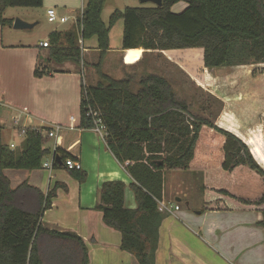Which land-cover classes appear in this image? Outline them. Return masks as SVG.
<instances>
[{
  "label": "trees",
  "instance_id": "16d2710c",
  "mask_svg": "<svg viewBox=\"0 0 264 264\" xmlns=\"http://www.w3.org/2000/svg\"><path fill=\"white\" fill-rule=\"evenodd\" d=\"M180 2L188 6L181 13H173L172 7ZM43 3L44 0H0V25L13 26L14 20L4 16L7 9L41 8ZM105 3L106 0H85L75 29L51 33L50 57L56 63L72 61L80 65V41L84 44L97 38L100 82L95 86L82 84L80 126L93 129L94 121L101 119L109 150L133 180L130 187L137 207H126L124 182L110 181L99 190L96 210L103 214L106 226L121 233L123 251L132 254L139 264H156L159 230L169 216L159 211V203L166 196L165 173L189 168L204 129L225 138V171L231 174L245 167L260 177L264 187V168L234 134L218 128L206 117L193 116L190 105L178 98L162 75L143 76L135 91L130 76L117 80L102 73L101 60L110 50V32L122 20V50H195L209 70L264 64V0H163L161 7L116 10L108 25L102 19ZM194 48H202L204 54ZM263 73L264 68L254 70L255 77ZM35 76H42L39 68ZM213 100L222 107L220 101ZM90 110L97 116H88ZM45 131L50 129L25 128L19 149L0 144V264H90L88 247L80 236L42 225L44 212L51 208L58 188L67 189L66 186L58 183L44 194L28 182L13 188L4 174L6 169L43 168L52 152L48 146L52 139ZM55 154L60 163L55 162L54 168H61L69 158L74 160L61 149H56ZM69 172L80 183L87 179L82 170ZM215 191L259 211L262 219L258 225L264 228V192L252 199L226 189Z\"/></svg>",
  "mask_w": 264,
  "mask_h": 264
},
{
  "label": "crops",
  "instance_id": "0c3cea01",
  "mask_svg": "<svg viewBox=\"0 0 264 264\" xmlns=\"http://www.w3.org/2000/svg\"><path fill=\"white\" fill-rule=\"evenodd\" d=\"M84 5L85 0H44L40 9L47 12V15L48 10L53 9L56 13H61V17L69 18L68 22L62 23L68 24L64 30L55 28L49 35L53 32L65 33L75 29ZM78 12L80 13L76 18L71 17ZM27 20L31 22L29 24L34 22ZM5 27L0 25L1 38H4L6 33ZM115 29H117L116 37L121 41L113 48L111 40ZM122 36L123 21L120 20L110 32V50L102 58L100 66L102 73L108 75L106 72L110 71L112 78L117 80L131 75L124 73L126 69L124 57L131 52L121 49ZM23 39L24 37H20L22 41L19 40L18 43L0 42L2 55L0 107L9 111H0V136L19 139L17 145L15 142L5 144L10 148L14 145L11 149L15 150L17 146L21 147L24 141L20 130L31 127L47 128L52 131L56 126H61L58 139H52L48 145L52 150L48 157L56 149L67 152L74 161L81 164L82 171L87 173V179L84 183H80L72 177L65 165L61 168L53 166L52 170L6 169L4 174L13 188L28 182L47 194L58 183L66 186L67 189L58 188L51 208L44 212L42 225L49 230L73 232L80 236L88 247L90 264H139L132 254L121 249V233L106 226L103 214L96 210L99 190L102 184L110 181H121L126 184L125 205L128 209H136L137 203L130 187L133 180L109 150L105 139L94 129L80 126L82 84L95 86L100 82L96 67L101 59L97 38L84 42L83 60L80 65L72 61L56 63L50 57V48L41 47V43L50 42L49 38L35 45H26ZM182 51L185 49L145 51V53L168 58V55H173L169 53H182ZM115 57H117L116 61ZM194 61L195 57H192V62L195 64ZM15 66L22 67L27 79L20 87L10 76ZM37 68L42 73L41 77L35 76ZM257 68L264 66L244 65L212 70L205 67L204 70L184 68L180 69L181 73L177 72L178 77L179 75L182 77L181 80H190L189 83L193 84L195 90H207L204 92L206 95L222 103L218 115L212 122L218 128L234 134L243 141L250 148L255 159L254 149L248 140L256 128L261 126L264 132V73L255 77L254 70ZM154 73L162 75L171 84L174 83L169 75L162 72ZM19 79L22 81L23 77L20 75ZM215 135L220 134L210 129L205 138H203L204 134H200L196 147L203 145L205 150L208 149L205 154H201V163H194L196 157L194 153L188 169L170 170L175 172L173 178L175 183L177 185L180 183L175 188L177 194L174 202L167 197L168 186L165 177L164 203L170 206L178 205L180 209L172 215L169 214L161 224L156 264H264V228L258 225L262 219L261 213L216 192V189L225 188L210 183L211 174L221 173L224 162L222 145L224 147L225 138L221 136V151L218 150V155H214L211 147L220 143ZM220 154L221 159L217 158ZM48 157L45 161H48ZM260 165L264 168L262 164ZM244 168L239 167L231 174L223 170L231 177L243 178ZM187 172L186 179H189L191 185L194 184L198 172L204 175V194H207L210 200L208 199L202 209L191 208L193 205L191 193L189 195L184 193L187 190L182 187L180 176ZM246 187L247 183L241 179L234 183L233 189L226 188V190L243 197L238 192L243 194ZM180 196L191 200L187 202L188 211H183L181 205L183 199ZM221 203L229 205L218 206Z\"/></svg>",
  "mask_w": 264,
  "mask_h": 264
},
{
  "label": "rangeland",
  "instance_id": "374dc122",
  "mask_svg": "<svg viewBox=\"0 0 264 264\" xmlns=\"http://www.w3.org/2000/svg\"><path fill=\"white\" fill-rule=\"evenodd\" d=\"M152 4H142L140 0H106L105 6H104V12H103V19L106 25L109 24L110 16L112 13L116 10H123L126 7H152ZM188 4L185 2H180L176 4L175 6L172 7V12L173 13H181ZM78 14L73 15L71 17H77ZM58 16L61 17V13H58ZM28 16H31V18H28ZM47 12L42 11L40 8H9L5 12V17L14 19H20L24 22H27L30 19L34 22L36 26L32 29H22V30H16L14 29V24L13 27H5L4 31L6 32L4 34V38H1L0 36V42L1 43H18L20 40V37H24L23 43L26 45H35L40 41H45L47 38H49V33L51 32L52 29H61L64 30L68 24H62L60 21L57 22H50L49 17H47ZM72 19V18H71ZM72 22V21H71ZM15 23V22H14ZM31 23V22H27ZM120 28V27H119ZM116 30L115 33L113 34L114 37L111 40V47L115 48L117 46V43L121 41L119 37H116ZM22 41V40H20ZM116 45V46H115ZM194 49H200V52H202V55L204 54V51L202 48H194ZM114 50V49H113ZM184 50V49H183ZM195 50H185L182 51V53H169L173 54L168 55V58L163 57L161 55H155L152 54L148 55V53H145L142 49H139V51H132L131 53H127L124 57V63H125V71L124 73H129L131 74L130 77L133 79V89L136 91L137 89L140 88L138 85L139 80L149 74H156L157 73H165L172 78L174 83H172V86L175 90V92L178 95V98L181 100L186 101L190 105V110L193 116H201V117H206L210 119L211 121L214 120V117H216L220 111L221 105L220 103H216L212 97L206 95L207 90L204 91H197L194 89L192 86L193 84L189 83V81L186 80H181L182 77H178V73H181L180 69H190L193 68L194 70H204L203 68L205 67L204 65V59L203 56L198 55V53L194 52ZM143 52V53H142ZM192 57H195V64L192 62ZM165 59V61H163ZM117 60V57H115V61ZM2 61V55L0 54V64ZM181 63V64H179ZM190 63V64H189ZM260 66H264V64H259ZM248 66V65H247ZM252 66V65H249ZM206 68V67H205ZM177 70V71H176ZM123 72V71H122ZM185 72V71H184ZM108 75L111 77L112 74L110 71L106 72ZM186 73V72H185ZM7 74V73H6ZM187 74V73H186ZM20 75L23 77V80L21 81L19 79ZM10 76L15 79L16 83L20 86L24 85L27 79H25V74L24 70L20 66H15L13 70L10 72ZM14 76V77H13ZM123 76V75H122ZM127 78L126 76L123 77V79ZM120 80V79H119ZM87 84V83H86ZM87 86H90L87 84ZM208 94V93H207ZM0 111H5L9 112L7 109L0 107ZM209 130V129H208ZM208 130H204L202 134H204L203 138L206 137V134L208 133ZM211 130V129H210ZM220 134V133H218ZM222 135H215V137L220 141V143H216L217 145L211 147L212 153L214 155H218V150L219 152L221 151L220 147L222 145ZM19 140V139H18ZM17 139H13L10 137H3L0 136V144L5 145L7 142L9 143H16L18 141ZM248 143L253 147L254 149V154L256 159L260 164L264 166V133H263V128L260 126L256 128L252 134V137L248 140ZM17 145V143H16ZM219 147V149L217 148ZM20 147L17 146V149ZM208 150V149H206ZM206 150L204 149L203 145H198L195 150V164L201 163V154H205ZM222 151H224V147L222 145ZM221 154L220 157L217 156V158L221 159ZM51 157H48V160H50ZM186 172V171H184ZM243 178L242 181L244 183H247V189H244L243 194L241 192H238L239 195L247 198H255L259 194L262 193L263 191V184L262 180L260 177L255 175L253 172H251L249 169L244 168L243 169ZM187 173H184L181 175V183H183L182 187H185L187 192H184L185 194H190L191 193V200L187 199V197L180 196L182 200V208L183 211H188V206L187 202L191 201L193 205L191 208L193 209H202V206H204L207 201H209V196L207 194H204L205 188L203 184L205 183L204 181V175L202 172H198L197 175H195V182L193 185L189 183V179H186ZM194 174V173H192ZM223 169H221V173L214 172L211 174V180L210 183L212 185L220 186L223 188H228V189H233L232 186L234 185L235 182H239L241 179L238 178L237 176L231 177V175H227ZM175 176L174 171L167 172L165 177L167 178V188H168V198L174 202L175 200V195L177 194L175 191L177 188V183L173 180ZM209 199V200H208ZM229 205V204H228ZM227 204L221 203L218 206L221 207H227Z\"/></svg>",
  "mask_w": 264,
  "mask_h": 264
},
{
  "label": "built area",
  "instance_id": "2783aa9c",
  "mask_svg": "<svg viewBox=\"0 0 264 264\" xmlns=\"http://www.w3.org/2000/svg\"><path fill=\"white\" fill-rule=\"evenodd\" d=\"M83 9L84 6L82 7L81 10V14L80 16L83 15ZM48 17H49V21L50 22H57L60 21L61 23H66L69 21L68 17H59L58 14L56 13L55 10L51 9L48 10ZM80 44L83 47V41H80ZM41 47L43 48H49L50 47V42L49 41H45L43 43H41ZM85 82V81H84ZM84 85L86 86V83H84ZM88 116H97L96 112H93L92 110H90V112L87 114ZM95 126H94V131L99 134L103 139H105L106 136V128L104 126V124L102 123L101 119H96L94 121ZM60 130H62L61 126H56L54 130L49 131V132H45V134H48L49 138L57 140L58 139V133L60 132ZM25 134V128L20 130V135H24ZM14 145L11 146V148H13ZM51 159L50 160H46L43 163V168L47 169V170H52L53 169V165L56 161V159L58 158V156H56L55 154V150L54 153L50 156ZM65 167L70 169V170H82V166L81 164H79L77 161H74L73 159L69 158L65 161ZM180 207L178 205L175 206H170V205H166L164 202L159 203V211L160 212H164V213H168V214H174L175 212L179 211Z\"/></svg>",
  "mask_w": 264,
  "mask_h": 264
},
{
  "label": "water",
  "instance_id": "95a60500",
  "mask_svg": "<svg viewBox=\"0 0 264 264\" xmlns=\"http://www.w3.org/2000/svg\"><path fill=\"white\" fill-rule=\"evenodd\" d=\"M142 4H152L156 7H161L163 5V0H140ZM35 27V24H29L24 22L20 19H16L14 23V29L22 30V29H32ZM56 161L60 163L59 159L57 158Z\"/></svg>",
  "mask_w": 264,
  "mask_h": 264
},
{
  "label": "bare ground",
  "instance_id": "6f19581e",
  "mask_svg": "<svg viewBox=\"0 0 264 264\" xmlns=\"http://www.w3.org/2000/svg\"><path fill=\"white\" fill-rule=\"evenodd\" d=\"M133 51H135V50H133Z\"/></svg>",
  "mask_w": 264,
  "mask_h": 264
}]
</instances>
